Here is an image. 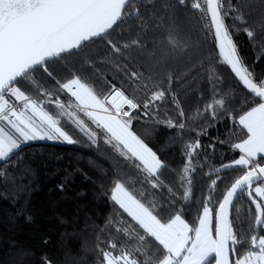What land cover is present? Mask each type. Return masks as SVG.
<instances>
[{
	"label": "trees",
	"instance_id": "obj_1",
	"mask_svg": "<svg viewBox=\"0 0 264 264\" xmlns=\"http://www.w3.org/2000/svg\"><path fill=\"white\" fill-rule=\"evenodd\" d=\"M192 2L186 0L181 5L179 0H134L126 10L131 15L118 22L110 36L91 42L79 55L51 62L50 70L62 82L79 76L98 96H111L113 88H119L142 104L156 90L153 81L159 77L155 74L164 66L160 62L172 47L169 37L180 41L204 37L207 22L199 10L191 7ZM232 3L246 23L233 20L230 13L226 24L254 30V40L235 29L233 36L245 65L255 79L264 80V0ZM108 39L121 46L120 53L111 50ZM133 40L140 41L143 49L135 45L123 48ZM211 45L208 37L205 50L211 51ZM216 55L213 53L202 64L197 62L189 68L168 61L167 67L174 69L170 91L151 108L149 116L153 118H145L144 122L133 120V130L157 151L166 165L162 189L141 183L146 174L134 167L139 162L125 159L105 143L102 130L95 129L89 121L87 124L98 134L96 143L67 123L65 126L77 143H31L0 162V264H101L100 250H107L112 242L126 240L131 248L137 247V241L129 239L124 230H142L110 199L118 177L134 180V191L147 197L146 202H151L156 212L167 213L163 219L183 213L182 218L190 227L198 225L202 202L210 193L214 201L222 196L241 171L224 169L222 165L239 158V150L233 145L246 138V130L239 125L238 114L255 103L229 68L214 62ZM133 73L140 75L137 78ZM28 89L34 98H39L37 89H47L66 106L72 102L70 95L43 69L36 70L24 82L23 90ZM218 98L225 105L215 106L213 118L209 106ZM48 109L56 114L60 111L55 103L48 105ZM140 115L143 116L142 111ZM61 119L67 120L66 116ZM168 120L185 126L169 127ZM196 142L201 147L191 158V194L185 199L183 194L189 188L183 177L189 160L185 151L188 144ZM214 179L218 184L215 191ZM250 207L254 205L246 196L241 197L239 214L246 219L238 226L247 230L249 242L238 246L233 259L242 258L251 247L254 218L248 215ZM255 234L262 235L260 229ZM136 255L149 259L140 253Z\"/></svg>",
	"mask_w": 264,
	"mask_h": 264
},
{
	"label": "snow or ice",
	"instance_id": "obj_2",
	"mask_svg": "<svg viewBox=\"0 0 264 264\" xmlns=\"http://www.w3.org/2000/svg\"><path fill=\"white\" fill-rule=\"evenodd\" d=\"M185 2L179 0L181 5ZM128 5L129 0H0V123L7 122L16 133L6 134L0 127V161L10 158L30 141L77 143L65 126L70 123L92 143L97 142L95 129L102 130L105 143L125 159L139 162L134 167L146 174L141 183L150 184L152 189H162L161 177L167 171L166 165L157 151L133 130V120L144 122L145 118H153L149 116L151 108L170 91L174 69L167 67L168 61L189 68L197 62L202 64L204 58L216 53L214 62L230 68L251 94L250 99L255 101L238 114V123L246 130V138L233 145L239 150V158L222 165L224 169L241 171L218 199L214 201L213 194L208 195L206 202L201 204L198 225L192 227L182 218L183 213L163 219L167 213L156 212L155 206L146 202L147 197L134 191V180L118 177L110 199L142 232L125 229L128 238L137 241L138 246L131 248L126 240L119 244L112 242L107 250H100L101 264H264V235L255 234L257 229L264 230V80L255 79L253 71L245 65L233 36L235 29L254 40V30L226 24L230 13L233 20L246 23L232 0H227V6L225 0H193L191 7L199 10L207 22L204 37H197L195 41L190 37L183 41L169 37L172 47L160 62L164 66L155 74L159 77L153 81L156 90L142 104L119 88H113L111 96H98L79 76L67 82L57 79L50 70V63L66 59L68 55H79L97 38L103 40L110 36L114 26L118 27V22L131 15L126 11ZM208 37L212 41L211 51L204 47ZM107 43L113 52H121V46L111 39ZM133 45L143 49L138 40L124 44L123 48ZM39 69L74 98L77 112L83 113L95 129L77 112L65 111L66 105L51 91L37 89L39 98H34L29 94L31 89L23 90L24 82ZM132 75L138 78L140 74ZM13 97L14 101H11ZM45 99L49 105L55 103L60 110L58 114L45 110ZM224 105L225 101L218 98L209 106L213 118H216L215 106L223 108ZM180 115H183L182 111ZM65 116L67 120H62ZM167 124L181 129L185 126L182 123L175 125L171 120ZM200 147L199 142L186 146L185 155L189 160L183 168V177L189 188L183 194L185 199L191 194L189 175L194 170L191 158ZM212 187L214 191L218 189L217 180H212ZM243 196L254 205L248 209V215L254 218L251 247L242 259H233L239 251L238 246L249 242L247 230L238 226L246 219L240 216L238 208ZM137 253L149 259H140Z\"/></svg>",
	"mask_w": 264,
	"mask_h": 264
},
{
	"label": "rangeland",
	"instance_id": "obj_3",
	"mask_svg": "<svg viewBox=\"0 0 264 264\" xmlns=\"http://www.w3.org/2000/svg\"><path fill=\"white\" fill-rule=\"evenodd\" d=\"M14 98V97H13ZM12 99V98H11ZM71 105V107L69 106H66L65 108V111H72V112H77V109L75 108V100L73 98L72 102L69 104ZM47 110V108H46ZM47 111L50 112V110L48 109ZM50 114H53L52 112H50ZM77 114L80 116V118L84 119L85 122L87 123V121L91 122L86 116L83 115V113H80V112H77ZM67 118V117H66ZM90 126V124H89ZM0 127H3L6 134H12V135H16L14 129L11 128V125H9L7 122H2L0 123ZM54 142V143H61V144H67V143H64V142H60V141H48V140H37V141H30V142H27L25 144H23V146L27 145V144H31V143H36V142ZM22 146V147H23ZM8 159V158H7ZM243 258V257H242ZM241 258V259H242Z\"/></svg>",
	"mask_w": 264,
	"mask_h": 264
},
{
	"label": "built area",
	"instance_id": "obj_4",
	"mask_svg": "<svg viewBox=\"0 0 264 264\" xmlns=\"http://www.w3.org/2000/svg\"><path fill=\"white\" fill-rule=\"evenodd\" d=\"M11 101H14V99H11ZM48 103H47V99H45L44 100V106H45V109L48 107ZM8 159H6V160H4V161H1V162H5V161H7ZM0 176H1V170H0ZM260 231H261V233H262V235H264V230H261L260 229Z\"/></svg>",
	"mask_w": 264,
	"mask_h": 264
},
{
	"label": "water",
	"instance_id": "obj_5",
	"mask_svg": "<svg viewBox=\"0 0 264 264\" xmlns=\"http://www.w3.org/2000/svg\"><path fill=\"white\" fill-rule=\"evenodd\" d=\"M132 2V0H129V4ZM126 7H128V6H126ZM98 39V38H97ZM229 70H230V68H229ZM231 71V70H230ZM232 73V72H231ZM232 75L235 77V75L232 73ZM235 79L238 81V83L243 87V85L239 82V80H238V78H236L235 77ZM246 92H247V90L246 89H244ZM248 93V92H247ZM250 96H251V94L250 93H248ZM258 99V98H257ZM234 203H237L236 201H234Z\"/></svg>",
	"mask_w": 264,
	"mask_h": 264
},
{
	"label": "flooded vegetation",
	"instance_id": "obj_6",
	"mask_svg": "<svg viewBox=\"0 0 264 264\" xmlns=\"http://www.w3.org/2000/svg\"><path fill=\"white\" fill-rule=\"evenodd\" d=\"M133 1H134V0H132V2H133ZM132 2H131V3H132ZM131 3H130V4H131ZM130 4L128 5V7L130 6ZM128 7H126V10H127Z\"/></svg>",
	"mask_w": 264,
	"mask_h": 264
},
{
	"label": "crops",
	"instance_id": "obj_7",
	"mask_svg": "<svg viewBox=\"0 0 264 264\" xmlns=\"http://www.w3.org/2000/svg\"><path fill=\"white\" fill-rule=\"evenodd\" d=\"M70 95V94H69ZM71 97V96H70ZM72 98V97H71ZM12 99H14V98H12ZM72 100H73V98H72ZM1 162V161H0Z\"/></svg>",
	"mask_w": 264,
	"mask_h": 264
}]
</instances>
